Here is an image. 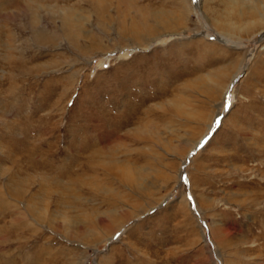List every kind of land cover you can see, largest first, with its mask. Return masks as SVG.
Segmentation results:
<instances>
[{"label": "rangeland", "instance_id": "obj_1", "mask_svg": "<svg viewBox=\"0 0 264 264\" xmlns=\"http://www.w3.org/2000/svg\"><path fill=\"white\" fill-rule=\"evenodd\" d=\"M9 1L0 264H264V0H34L54 44Z\"/></svg>", "mask_w": 264, "mask_h": 264}, {"label": "bare ground", "instance_id": "obj_2", "mask_svg": "<svg viewBox=\"0 0 264 264\" xmlns=\"http://www.w3.org/2000/svg\"><path fill=\"white\" fill-rule=\"evenodd\" d=\"M8 5L9 6L10 5H12V6L14 5L15 9L13 11H11V12L9 10L7 11V9H6V11L5 12H1V14H3L7 18H13V19H15V17H20V15H21L22 18L25 20L26 27H28L30 29V31H31V35H32L31 39H32V41L34 43H36V44H45V43L54 44L55 40L58 39V35L53 34L49 30L45 29L44 25L42 23L43 22L42 21V15H41L40 12H41L42 8L46 7V5H42V4H40V3H38V2H36L34 0H31V1H28V2H24V1L19 2L18 0L9 1L8 4H7V7H9ZM47 7L50 8L49 5H47ZM75 11L76 10L73 9V8H68V9H64V10L60 11V13L57 12L58 13L57 15L59 16L60 23H61V25L59 27L67 26L68 24H70L72 22V19H75V24L80 23V21H81L80 17L83 18V19H86L87 22L90 20L89 16H87V15H79V14L75 13ZM48 13H49L50 16L56 14L55 11H50ZM50 18H51L52 21L54 20L53 19L54 17L51 16ZM98 19H99V21L101 23L105 22L104 21L105 18L102 17V16H99ZM161 22H162L161 20L157 19V20H155V25L154 26H151L150 24H146V23L139 24V25H136V26H132V25H134V23H133V24L129 25L127 28L125 26H123L124 27V30H122L123 33L124 34H129V40L130 41H129L128 45L131 44V45H136L138 47L146 48L150 44L151 41L157 39L159 36L161 37V35L159 33H160V31L163 28H168V25L167 26L164 25L166 22H164L162 25H160ZM148 25H150L151 27L148 28L147 27ZM141 28H143L144 30L142 29L143 31H140ZM73 42L76 43L75 41H73ZM80 50L84 51L83 49H80ZM8 57H9V59H11V58L13 59L14 58V56L6 55L5 59H7ZM16 67H19V66H16ZM22 69L25 70V67H22ZM74 77H75V75H74ZM143 136H145V135H143ZM146 137H145V139H143L142 136H136V140L139 141V140L142 139V141L146 143V142H148V140H146ZM90 145H91V143H90ZM91 157L95 158V155H93ZM92 160H93V164L96 167H101V168L103 167V163L102 162H96L94 159H92ZM38 165H39V163H38ZM140 178H142V176ZM138 181H139V178L137 180H132L133 183H136ZM54 183H55V185L60 186V181H55ZM63 188H66V187H63ZM90 232H92V230ZM31 261H33V259H31ZM8 262H6V263H8ZM35 262H36V259L33 261V263L35 264ZM3 263H4V261H3Z\"/></svg>", "mask_w": 264, "mask_h": 264}, {"label": "snow or ice", "instance_id": "obj_3", "mask_svg": "<svg viewBox=\"0 0 264 264\" xmlns=\"http://www.w3.org/2000/svg\"><path fill=\"white\" fill-rule=\"evenodd\" d=\"M230 106H231V100H230V97L228 98V107H227V109L225 110V111H228V110H230ZM220 125H221V120L219 119V121L218 122H215V128L213 129V132H215L219 127H220ZM206 143H207V139H205V140H203L201 143H200V148H203L205 145H206ZM184 183H188V178L185 176L184 177ZM189 199L191 200L192 199V197L191 196H189Z\"/></svg>", "mask_w": 264, "mask_h": 264}]
</instances>
